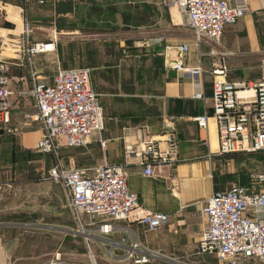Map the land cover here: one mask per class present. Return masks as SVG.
Listing matches in <instances>:
<instances>
[{
	"label": "crops",
	"instance_id": "crops-1",
	"mask_svg": "<svg viewBox=\"0 0 264 264\" xmlns=\"http://www.w3.org/2000/svg\"><path fill=\"white\" fill-rule=\"evenodd\" d=\"M262 3L248 0V11L224 26L218 41L202 38L196 45L183 15L165 0H47L40 5L0 1V23L6 24L0 26V60L7 63L13 87L30 85L28 68L45 82L56 65L90 69L103 129L82 147H60L58 161L67 166L71 159L87 171L102 164L120 165L138 208L168 216L166 225L148 233L135 222L118 221L109 240L137 238L148 247L183 252L198 238L201 203L213 191L249 185L250 154L259 155L256 173L264 174V152L216 153V126L210 116L213 79L264 76ZM16 13L25 21L26 32L11 21ZM149 37L161 39L148 47L144 43ZM24 38L35 46L29 64L21 53ZM181 42L188 44L184 63L202 69L200 99L191 97L190 77L164 68L156 53L163 44ZM39 43L52 48L41 51ZM210 49L228 52L224 77L210 72L218 64ZM33 113L31 98L17 95L9 102L7 121L0 122V264H48L56 251L68 259L61 250L64 231L72 229L67 195L59 182L43 178L53 157L35 149L42 128ZM197 115H207L204 128L194 122ZM167 135L175 140L178 160L154 166L150 175L141 173L136 156L122 152L124 143L148 137L162 148ZM39 227L53 231V251L32 250L25 241V229ZM106 246L110 249L109 243Z\"/></svg>",
	"mask_w": 264,
	"mask_h": 264
},
{
	"label": "built area",
	"instance_id": "built-area-1",
	"mask_svg": "<svg viewBox=\"0 0 264 264\" xmlns=\"http://www.w3.org/2000/svg\"><path fill=\"white\" fill-rule=\"evenodd\" d=\"M20 1L26 3L30 0ZM33 1L42 4L47 0ZM165 1L183 15V24L191 30L196 45L202 38L218 41L224 26L234 23L248 11V0ZM160 39L149 37L144 45L153 47ZM39 46L41 51L52 48L48 43H39ZM187 50V43H168L156 53L161 56L164 68L190 77L191 97L200 99L202 69L184 63ZM34 52V44L24 38L21 53L28 64ZM208 53L216 55L218 60L210 72L224 77V58L228 52L210 49ZM28 71L30 85L27 88L13 87L7 63L0 60V122L7 121L12 97L27 95L31 98L33 118L42 128L35 149L53 157V163L43 178L59 182L63 187L71 219L76 225L71 233L81 234L89 260L93 262L97 252L92 249L94 244L103 251V256L116 264H161V255L140 239L107 238L116 229L118 221L135 222L144 233L153 232L168 223L165 213L138 208L135 193L126 186L122 167L102 164L87 171L75 166L71 159L67 166L58 161L60 147H82L92 133L103 129L98 94L89 82V67L63 68L56 65L47 82L37 78L29 68ZM210 103V116L216 126L217 154L264 152V76L235 80L215 78L210 85ZM193 120L198 127L204 128L207 115H197ZM122 152L137 157V164L144 175H150L156 165L171 166L178 160L171 135L164 138L162 148L157 146L155 139L148 137L124 143ZM255 177L260 182L257 189L250 188V183L235 185L213 191L201 203L197 254L212 255L217 264H245L249 260L264 264V174L257 173ZM114 249H119L120 253H113ZM48 264L73 263H66L56 251Z\"/></svg>",
	"mask_w": 264,
	"mask_h": 264
},
{
	"label": "rangeland",
	"instance_id": "rangeland-1",
	"mask_svg": "<svg viewBox=\"0 0 264 264\" xmlns=\"http://www.w3.org/2000/svg\"><path fill=\"white\" fill-rule=\"evenodd\" d=\"M5 21V20H4ZM11 21H14L17 25V28L20 26H25V21L20 19V16L16 13L13 18H11ZM0 26L6 27V24L4 22L0 23ZM53 37V36H52ZM51 37V38H52ZM252 70V69H250ZM259 155L257 153L250 154V188L257 189L260 186V182L256 180L255 175L256 173V167H257V161H258ZM70 227L73 229L75 228V224L72 221V223H69ZM18 229H14V233L16 234ZM53 233V231L47 227H39V228H28L25 229V241L27 243L29 242L30 247H32V250H47V251H53L54 250V238L50 237V235ZM62 248L61 250L66 255L65 257H68V259H64L66 263H73V264H116L115 261L108 260L107 257L102 255V250L99 248H96V251L98 250L99 253H94V260L91 262L87 256V250L86 247L82 241V237L80 233H75L72 235L71 231L67 229L64 231V240H63ZM196 242H194V245L192 248L187 249L183 252L180 250L172 251L171 248H167L165 250L163 247H150L152 250L157 251L161 255V258L159 262L161 264H217L216 258L212 255H201L196 253ZM169 246V245H168ZM93 249V246H92ZM170 249V250H169ZM113 253H120L119 249L112 250ZM98 254V255H97ZM72 259V260H71ZM245 264H259L256 261L249 260Z\"/></svg>",
	"mask_w": 264,
	"mask_h": 264
},
{
	"label": "trees",
	"instance_id": "trees-1",
	"mask_svg": "<svg viewBox=\"0 0 264 264\" xmlns=\"http://www.w3.org/2000/svg\"><path fill=\"white\" fill-rule=\"evenodd\" d=\"M17 1H19V0H17ZM55 1H57V0H55ZM28 2H34V3H36L35 1H33V0H30V1H28ZM38 4V3H37ZM43 4V3H42ZM38 5H40V4H38Z\"/></svg>",
	"mask_w": 264,
	"mask_h": 264
}]
</instances>
